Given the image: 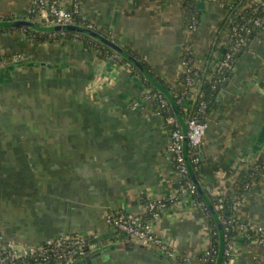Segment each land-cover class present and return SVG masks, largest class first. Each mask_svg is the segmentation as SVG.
I'll return each mask as SVG.
<instances>
[{"label": "crops", "instance_id": "1", "mask_svg": "<svg viewBox=\"0 0 264 264\" xmlns=\"http://www.w3.org/2000/svg\"><path fill=\"white\" fill-rule=\"evenodd\" d=\"M29 4L0 0V18H6L0 21L28 19ZM80 5L84 19L97 30L107 27L124 50L171 83L182 69L181 50L192 51L202 67L214 45L212 34L229 19L222 0H198L193 38L184 30L178 0H80ZM0 52L22 57L0 68V240L21 249L80 235L100 253L95 264H201L212 232L204 209L190 196L152 221L154 234L180 261L130 242L107 222L119 213L142 216L143 198L167 199L178 189L170 133L144 101L149 90L142 78L128 64L101 60L75 37L36 43L14 30L1 36ZM218 99L220 106L206 120L197 170L192 167L211 196L232 190L264 156V28L249 41ZM21 100H29L30 115L40 105L49 109L60 127H34L33 121V127H4V116L17 125ZM182 107L187 111L189 102ZM235 216L264 228V176L244 194ZM233 249L229 264H264V243L258 240L238 235Z\"/></svg>", "mask_w": 264, "mask_h": 264}, {"label": "trees", "instance_id": "2", "mask_svg": "<svg viewBox=\"0 0 264 264\" xmlns=\"http://www.w3.org/2000/svg\"><path fill=\"white\" fill-rule=\"evenodd\" d=\"M70 1V0H69ZM223 3L226 4V8L228 10L229 15L235 10L242 6H245L247 3H251L252 6L248 7L244 11V17L247 21V27L251 29V33L245 36V43L239 50H232L231 47H221L220 43L222 40V36L224 32L229 30L235 23L239 21H231L227 20L221 23L219 29L212 34L214 45L212 51L208 54V56L204 60V64L202 67H195L197 63L198 57L195 54L187 49L181 50V62H185V66L181 69L178 79L174 82H168L165 79L161 78V76L151 69L143 59H141L135 52L130 49H125L126 52L133 57L134 60H137L139 63L143 65V67L148 71V73L158 81L163 89L164 93L159 92L155 87H153L145 78L141 75V73L136 69L132 63V61H125L119 56L115 54L113 50L109 47L103 45L96 38L91 37L88 34H80L73 32H54V33H46V32H36L31 28H1L0 27V39L1 36L10 31L21 30L26 36L36 43H46V42H59L62 36H67L68 38H77L83 42L85 46H88L90 49H93L97 56L101 60L112 59L113 61L119 64H128L132 69V74L139 75L144 81V85L146 86L149 93L147 95L150 96V105L155 108L158 113L161 115L163 119H167L169 117H173L176 121L177 118L175 116V110L178 111L186 120L190 118H196L200 122H206L207 118L213 112L214 109L220 106L218 96L222 91L225 90L224 83H228L232 77L233 68L241 56L242 52L247 47L249 41L254 38L258 32L264 28V5H257V3H252V0H233L228 2L227 0H222ZM183 9H184V29L189 30L190 26L196 22V25H199L200 20V11L198 9V0H183ZM254 8H257L254 10ZM67 10L73 15V24L81 27L88 28V26H92V22L84 19V16L81 14L80 9V0H74L71 3L67 4ZM27 18L38 25H44L45 22L39 20L37 12L30 13ZM260 19V25H255L254 20ZM6 19V18H0ZM11 19V18H8ZM3 20V21H4ZM104 38L114 41L118 43L111 35L107 27H102L101 29L96 30ZM193 38H196V33L191 35ZM216 53L220 55H225L228 53L233 54L232 60H230L229 66L222 70H219L220 59L217 58ZM3 54L0 52V58H4ZM197 90V95L195 99H193L192 91ZM170 95L174 101L175 109L170 105L167 96ZM162 101L166 104L164 107L161 106ZM183 101H188L190 108L185 111L182 107ZM178 122V121H177ZM165 127L169 130V132L174 129L173 126L165 124ZM188 152V160L189 162L192 160L194 156H198L199 158V150H191L190 147H187ZM194 168L195 165L191 164ZM175 171L176 167L174 165L173 168ZM264 176V156H261L259 160L254 163V165L250 166V168L245 173L244 178L238 184H235L228 193L224 195H216L211 196L210 193L205 190L204 193L208 200L210 201L212 207L216 210V206L222 205L223 208L221 210H216L217 214L220 217V222L222 225L223 233H224V253L222 257V264H229L231 260V256L226 254L228 247L233 244V239L238 235H243L246 241L252 240H260L263 238V234L258 231V227L249 226L244 231H241L240 225L241 222L234 219L236 214L237 207L235 206L236 202H241L245 193L249 192L253 186L258 183L262 177ZM182 184L192 185V180L189 174H183L181 178ZM176 180V183L179 181ZM178 184V183H177ZM178 185V189L180 186ZM179 196V197H178ZM177 199L183 198V195L179 193L177 194ZM185 197V195H184ZM177 199H163L162 203L164 204V208L162 211L167 210L172 204H174ZM193 199L200 204V206L204 209L208 221L210 222L211 227V251H216V254L210 253L209 255L201 256V259H206V264H216L218 252H219V239L216 230V224L212 219V216L204 204L203 199L197 194L195 191V195ZM156 200L143 198L142 203L143 207L151 203H155ZM157 212V209L153 212H146L142 215V218L146 224L151 223L153 221V213ZM31 261H28V264H31ZM19 264V261H18ZM54 264V263H51Z\"/></svg>", "mask_w": 264, "mask_h": 264}, {"label": "built area", "instance_id": "3", "mask_svg": "<svg viewBox=\"0 0 264 264\" xmlns=\"http://www.w3.org/2000/svg\"><path fill=\"white\" fill-rule=\"evenodd\" d=\"M74 0H30V4L27 10V15L30 13L37 12L39 20L44 21L45 24L42 26H56V25H68L73 24V15L67 10V4L73 2ZM252 3H257V5H264V0H252ZM251 3H247L238 9H235L230 15L229 20L239 21L235 23L229 30H227V44L226 47H231L232 50H239L245 43V36L251 33V29L247 27V21L244 17V11L251 7ZM257 8H254L256 10ZM260 19H255V25H260ZM89 29L97 30V28L92 25L88 26ZM197 31L196 22H194L187 33L191 36ZM233 54L228 53L225 55H220V63L218 65L219 70L227 68L229 66L230 60H232ZM2 59V58H0ZM2 61V60H1ZM0 61V63H1ZM181 67L185 66V62H181ZM195 67L199 68L198 64ZM149 91L145 92L144 101L149 102L150 96L147 95ZM197 95V90L192 91L193 99ZM165 102L162 101L161 106H165ZM160 115V114H159ZM161 117V115H160ZM163 119V118H162ZM164 124H168L174 127L169 133V144L168 153L170 155L172 167H176L175 171L172 170L176 180H179L183 174H187L186 168V158L183 149V139L184 134L182 133L179 122H177L173 117L163 119ZM187 147L189 146L191 150H199L202 146L204 137L207 131L206 122H200L196 118H190L187 121ZM188 155V152H187ZM191 164L195 165L194 169L197 170L199 164L198 156H194L190 161ZM178 185L182 184L179 180ZM196 189L193 184H187L180 186L174 194L169 199H177V194L181 193L183 198L177 199L176 203H180L186 196L193 198ZM185 195V197H184ZM163 199H156L155 203H151L146 207H143V214L146 212H153L157 209V212L153 213V220L157 219L162 213L164 204ZM241 202H236L235 206L239 207ZM222 205L216 206V210H221ZM235 220L237 216H234ZM107 222L111 225L118 233L125 235L126 239L130 242L140 244L144 247H156L160 251L168 255L169 259L178 261L177 254L170 249V247L164 243L160 238H158L152 229V222L146 224L142 216H132L117 214L113 216H108ZM247 223L241 222V231H244L249 227ZM258 231L263 234V238L258 240L260 244L264 243V228L258 227ZM79 235H64L63 237L48 240L40 245L33 247L16 248L14 245L8 242L0 240V264H74L76 261L81 260L85 255V247L88 245L90 251H95L96 247L91 245L89 242ZM210 253L216 254V251H211L209 249L204 255L207 256ZM234 249L233 244H231L226 254L233 257ZM181 260V259H180ZM179 260V261H180ZM201 264H206V259H200ZM183 263H187L188 259H182Z\"/></svg>", "mask_w": 264, "mask_h": 264}, {"label": "water", "instance_id": "4", "mask_svg": "<svg viewBox=\"0 0 264 264\" xmlns=\"http://www.w3.org/2000/svg\"><path fill=\"white\" fill-rule=\"evenodd\" d=\"M0 27L1 28H31L36 32H46V33H54V32H73V33H80V34H88L91 37L96 38L98 41H100L103 45L109 47L111 50L115 52L117 56L122 58L123 60L129 62L132 61L134 67L138 69V71L141 73V75L147 80L153 87H155L159 92L164 93V89L162 85L156 81L149 73L148 71L143 67L141 63H139L137 60H134L132 56H130L126 50L122 46H120L118 43L108 40L101 36L99 33H97L95 30L77 26L74 24H68V25H56V26H42L38 25L35 22L29 20V19H18L14 21H0ZM227 83H224V87H226ZM167 99L170 103V105L175 109L174 106V101L170 95L167 96ZM175 116L177 118V121L180 124L182 133L184 134V139H183V149H184V155L186 158V168L188 171V174L192 180V184L194 188L197 191V194L203 199L204 204L206 205L207 209L209 210L210 214L215 218L217 222V227L219 230V236H220V243H219V252H218V257L216 264H221L223 253H224V233L222 229V225L220 222V217L217 214L216 210L212 207L210 201L206 197L203 188L200 186V183L198 179L196 178V174L193 171L192 165L190 164L187 156V138H186V133H187V122L184 121L179 112L175 110ZM263 153H264V147H263ZM64 236V235H63ZM62 235L57 237H63ZM87 242L88 240L83 237ZM86 242V243H87ZM88 244V243H87ZM100 256L99 252H93L89 250L88 245L85 247V255L81 260L76 261L74 264H87L91 262L92 264L96 263V258Z\"/></svg>", "mask_w": 264, "mask_h": 264}, {"label": "rangeland", "instance_id": "5", "mask_svg": "<svg viewBox=\"0 0 264 264\" xmlns=\"http://www.w3.org/2000/svg\"><path fill=\"white\" fill-rule=\"evenodd\" d=\"M178 1L182 3L183 0H178ZM97 28H99V27H97ZM217 29H219V26L217 27ZM197 30H198V26H197ZM186 31H188V30H186ZM224 37H226V44H227V32L226 31H225ZM17 55H9V56L5 55L6 57L0 59V61L2 60L0 63V68L3 67L7 62L11 61L12 59L22 58L21 54L18 53ZM26 101H29V100H25V101L21 100V102H20L21 103L19 106L20 112H19V115L16 116L17 125L15 126V124L11 123V121H10L11 117L4 116V119H3V126L4 127H33V125L31 124V121H33L35 123L34 127H60V125L58 124V116H56V114L50 115V114H52L51 111L49 109H47L46 107L44 109L43 106H41V105H40V110L35 108L34 113H32L31 115L27 114L26 110L31 109L32 107L29 106L30 104L26 105ZM12 108H13L12 109L13 112H15L17 110L16 107L14 108V105L12 106ZM53 119H56V120L54 121ZM256 162H254V163H256ZM254 163H252L250 166L254 165ZM250 166H249V168H250ZM237 219H238V221L243 222L238 217H237ZM247 224L252 226L249 223H247ZM52 239L53 238L46 239L43 242H46V241L52 240ZM43 242H41L39 244H42ZM30 247H33V246H30ZM166 256L168 257V255H166ZM172 261H174V260H172Z\"/></svg>", "mask_w": 264, "mask_h": 264}]
</instances>
